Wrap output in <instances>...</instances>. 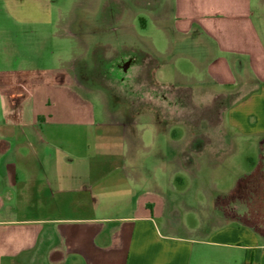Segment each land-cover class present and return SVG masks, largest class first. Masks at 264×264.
Wrapping results in <instances>:
<instances>
[{"label": "crops", "instance_id": "0c3cea01", "mask_svg": "<svg viewBox=\"0 0 264 264\" xmlns=\"http://www.w3.org/2000/svg\"><path fill=\"white\" fill-rule=\"evenodd\" d=\"M23 1L30 0H0V264H264V232L233 222L193 236L197 226L170 213L160 182L145 191L143 181L155 176L135 148L162 161L158 177H165L173 127L150 113L143 141L139 118L114 119L105 106L96 114L62 56L52 68L34 66L15 36L27 28L10 24ZM167 1L169 9L159 0L154 16L155 82L228 99L222 119L233 135L259 137L260 155L264 39L251 0ZM255 2L263 10L264 0ZM180 60L190 72L176 67ZM161 63L182 83L169 82ZM82 129L87 150L79 148ZM212 140L225 146L223 136Z\"/></svg>", "mask_w": 264, "mask_h": 264}, {"label": "rangeland", "instance_id": "374dc122", "mask_svg": "<svg viewBox=\"0 0 264 264\" xmlns=\"http://www.w3.org/2000/svg\"><path fill=\"white\" fill-rule=\"evenodd\" d=\"M255 1L251 0V9L264 39V8L256 9ZM158 2L23 1L15 8L10 24L27 28L26 36L19 31L15 36L17 43L27 48V60L34 66L52 68L62 56V65L79 76V90L93 102L96 114L101 116L105 106L114 119L139 118L141 125L136 128L146 133L143 141L149 140L143 117L148 118L150 113L167 128L173 127L166 139V178L158 177L163 162L147 155L149 150L137 145L136 157L143 170L155 176L143 181L145 191L153 185L151 181L160 182L170 213L197 226L193 236L212 233L233 222L248 223L264 232V144L259 155V137L248 141L243 135H233L226 119H222L228 99L210 97L201 86L174 88L155 82L151 43L158 36L154 17ZM164 9H169L167 0ZM67 28L74 31L72 35L66 33ZM161 64L169 82L182 83L170 65ZM176 67L191 71L181 60ZM79 134V148L87 150L88 136L83 129ZM221 136L225 146L211 143ZM151 150L153 153L155 147ZM119 195L122 193L114 196Z\"/></svg>", "mask_w": 264, "mask_h": 264}, {"label": "trees", "instance_id": "16d2710c", "mask_svg": "<svg viewBox=\"0 0 264 264\" xmlns=\"http://www.w3.org/2000/svg\"><path fill=\"white\" fill-rule=\"evenodd\" d=\"M145 54V53H144ZM142 57L144 56L142 53L140 54ZM146 57H148V55H146ZM152 69H154L156 66H157V59H155L153 56H152Z\"/></svg>", "mask_w": 264, "mask_h": 264}]
</instances>
